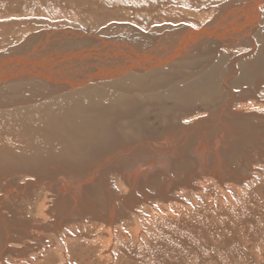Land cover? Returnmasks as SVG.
I'll use <instances>...</instances> for the list:
<instances>
[{
    "label": "bare ground",
    "instance_id": "6f19581e",
    "mask_svg": "<svg viewBox=\"0 0 264 264\" xmlns=\"http://www.w3.org/2000/svg\"><path fill=\"white\" fill-rule=\"evenodd\" d=\"M153 1L0 0V264H264V0Z\"/></svg>",
    "mask_w": 264,
    "mask_h": 264
},
{
    "label": "rangeland",
    "instance_id": "374dc122",
    "mask_svg": "<svg viewBox=\"0 0 264 264\" xmlns=\"http://www.w3.org/2000/svg\"><path fill=\"white\" fill-rule=\"evenodd\" d=\"M95 1H99V4H101L103 7H105V8H107L110 4H107V2H106V0H104L103 2L102 1H100V0H95ZM153 2H155V0L153 1ZM17 4H18V2H16ZM228 5H229V3H227ZM226 6V5H225ZM95 7H96V5H95ZM105 11L106 10H104V13H105ZM187 11V10H186ZM197 13H201L202 11H201V9L200 10H198V11H196ZM188 14H193V11H189V13ZM205 17H207V16H204L203 18H205ZM13 20V19H12ZM207 20H209V19H207ZM207 22V21H206ZM188 23V22H187ZM48 24L49 25H53L52 23H50V22H48ZM162 25H165L166 26V29H168V26L169 25H174V26H180V24L178 23V22H174V23H172V24H169L168 25V22L166 21V20H164L163 21V23H162ZM169 30V29H168ZM13 31V30H12ZM143 32H145V31H143ZM18 35V33H14V34H12L10 37L12 38V40H13V42H15V43H19L21 40H22V37H20L19 35ZM15 35V36H14ZM21 39V40H20ZM3 46H5L4 44H3ZM120 134V136L122 137V138H124V136L126 135V134H129V133H119Z\"/></svg>",
    "mask_w": 264,
    "mask_h": 264
}]
</instances>
